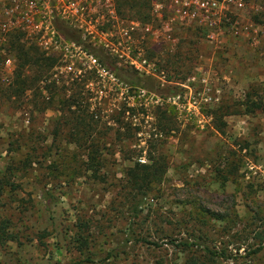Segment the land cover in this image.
I'll use <instances>...</instances> for the list:
<instances>
[{
    "label": "rangeland",
    "instance_id": "rangeland-1",
    "mask_svg": "<svg viewBox=\"0 0 264 264\" xmlns=\"http://www.w3.org/2000/svg\"><path fill=\"white\" fill-rule=\"evenodd\" d=\"M177 45L190 52V41ZM233 48L212 57L209 90L190 89L192 58L181 73L189 87H167L173 93L140 73L147 87L132 85L117 63L115 80L86 71L73 81L80 112L95 135L104 132L97 176L85 170L87 142L62 123L74 76L53 66L40 88L16 95L7 91L16 53L11 73L0 60V175L19 185L0 198V221L19 235L0 244V264H264V248L253 252L264 243V108L247 101L254 89L264 103V53L245 42ZM135 161L146 167L129 174ZM134 174L147 193L131 199Z\"/></svg>",
    "mask_w": 264,
    "mask_h": 264
},
{
    "label": "built area",
    "instance_id": "built-area-1",
    "mask_svg": "<svg viewBox=\"0 0 264 264\" xmlns=\"http://www.w3.org/2000/svg\"><path fill=\"white\" fill-rule=\"evenodd\" d=\"M149 1L145 21L120 14L115 0H0L1 63L13 72L9 43L20 35L56 57L54 68L74 76L71 81L86 71L115 80L114 71L94 54L102 49L118 65L155 79L160 87H189L166 65L180 49L179 41L187 40L203 45L198 52L193 45L190 89L198 83L209 90L213 56L229 47L234 55L239 42L264 53V0ZM205 53L206 60L199 59Z\"/></svg>",
    "mask_w": 264,
    "mask_h": 264
},
{
    "label": "trees",
    "instance_id": "trees-1",
    "mask_svg": "<svg viewBox=\"0 0 264 264\" xmlns=\"http://www.w3.org/2000/svg\"><path fill=\"white\" fill-rule=\"evenodd\" d=\"M117 9L120 14L128 15L130 17H134L137 19H142L147 21L149 19V10H150V1L149 0H115ZM66 32H68L67 29H65ZM10 49L11 51H14L19 60L15 73H14V81L13 83L16 84V86L10 90H7L13 94L21 95L25 89L29 86H33L34 84L37 85L40 84L42 81V75L45 72H48L51 67L55 66L54 63L56 61V58L54 56L46 55L43 51H41L37 46L35 45H25V43H22L20 35H16L11 38L10 40ZM192 43L190 42V52L189 51H183V49H179L174 55L170 56L167 61V66H172L176 69L180 74L182 73L186 59L194 58V51L195 49L193 46H191ZM100 53H98V51ZM94 54L98 56L100 61H104L106 63L108 68H116L115 67V61L112 60L102 49H94ZM102 51V53H101ZM105 53V54H103ZM111 60H110V59ZM191 60V59H190ZM56 64V63H55ZM118 72L122 73L125 80L132 85H142L147 87V80H145L142 76L138 75L135 71H130L128 69L124 70L123 68L118 69ZM83 75V74H82ZM82 75L78 78L81 79ZM182 75V74H181ZM74 79L72 80V84L70 85L71 93L67 97H62V103H64L65 107V113L69 112L68 114L64 115L62 117V123H67V125L70 123L71 130H74L75 134H80V138L84 140V142H87V146L90 148V152L86 154L87 160L84 162L85 170L91 171L94 176H97L99 169L103 163V159L101 157V152L99 148L100 140L102 139V135L104 132L99 133L98 135H95L93 130L91 129L92 126L91 122L86 119V115H82L80 111L83 113L85 112L84 108H80V104L78 102L77 94L79 92L76 90V87L73 86V84L78 80ZM74 81V83H73ZM40 85H38L39 87ZM55 87V81L52 80L48 84H45L43 88H49V87ZM40 88V87H39ZM167 89V88H165ZM156 90V89H155ZM161 90H164L162 88ZM170 92H174L175 90L172 88L167 89ZM158 92H160V88L157 89ZM67 93V90L65 91ZM255 90L252 89V92L248 94L247 101L250 100V103L253 108L256 109H263L264 103L263 101L258 98L254 100L251 96L255 95ZM75 107V108H72ZM79 107V108H78ZM77 112V114L75 113ZM98 124V122H97ZM162 124V122H161ZM165 124V123H164ZM70 131V129H69ZM79 140V139H78ZM126 159H130L129 157H126ZM146 167L145 163H140V161H135V164L133 167H128V173L131 174V172L136 171L140 168ZM11 173L8 175V173H4L3 175H0V198L3 194V192L7 191H15L17 187L19 186L14 179L11 177ZM132 184L130 186V192H131V199L135 198L136 195H145L147 193V183L142 181V179L138 176V174L132 175ZM130 182V180H128ZM137 204L135 202H130L129 204V210L132 214H137L138 210L136 208ZM10 226V220L9 219H2L0 221V244H5L8 240H19V235L17 233H13V231H9ZM45 233H41L40 237L44 236ZM79 235V234H78ZM75 241L79 244L78 249L83 250L87 244V240L83 236H77L75 238ZM155 244V243H153ZM176 246H184L188 247L190 246V242L188 241H181L176 244ZM264 248V243H259L254 249L253 252L261 250ZM204 251L209 255V257L213 258L217 255V252L212 250L211 248L204 246ZM84 251H82V254ZM109 255V254H108ZM187 262V261H186ZM185 264H190V261H188ZM192 264H201L198 263L196 260L192 262Z\"/></svg>",
    "mask_w": 264,
    "mask_h": 264
}]
</instances>
